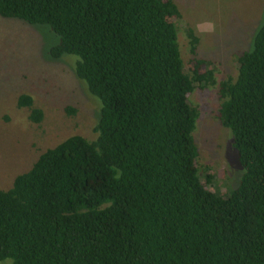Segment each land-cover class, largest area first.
I'll return each instance as SVG.
<instances>
[{"label": "trees", "instance_id": "1", "mask_svg": "<svg viewBox=\"0 0 264 264\" xmlns=\"http://www.w3.org/2000/svg\"><path fill=\"white\" fill-rule=\"evenodd\" d=\"M0 16L50 27L51 57H77L101 104L95 140L66 139L0 190V264H264V24L218 84L245 170L224 198L199 165L190 101L215 69L192 29L185 66L175 0H0ZM18 106L42 120L31 97Z\"/></svg>", "mask_w": 264, "mask_h": 264}, {"label": "rangeland", "instance_id": "2", "mask_svg": "<svg viewBox=\"0 0 264 264\" xmlns=\"http://www.w3.org/2000/svg\"><path fill=\"white\" fill-rule=\"evenodd\" d=\"M181 12L178 43L186 67L191 63L188 30L200 37L198 57L214 65L217 85L196 90L190 101L200 109L194 138L199 165L215 175L210 190L227 198L239 187L245 173L233 150V137L217 112L221 105L218 84L238 75L237 57L252 51L264 24V0H175ZM46 25H30L0 16V190L29 171L49 149L73 136L90 141L101 104L90 94L75 71L78 58L53 59L50 50L59 43ZM22 96L41 110L39 123L31 110L20 108Z\"/></svg>", "mask_w": 264, "mask_h": 264}]
</instances>
